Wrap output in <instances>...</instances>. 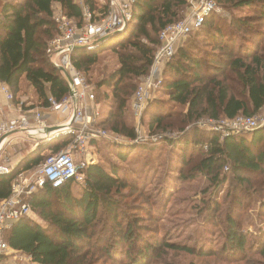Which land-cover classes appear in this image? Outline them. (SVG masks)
I'll use <instances>...</instances> for the list:
<instances>
[{"label":"trees","instance_id":"trees-1","mask_svg":"<svg viewBox=\"0 0 264 264\" xmlns=\"http://www.w3.org/2000/svg\"><path fill=\"white\" fill-rule=\"evenodd\" d=\"M216 1L234 11L232 26L226 28L227 23L220 18L207 17L202 28L188 36L189 40L178 47L167 65L166 77L157 92L168 98L156 95L146 107V114L150 115L149 134L162 138L159 143L169 146L170 154L180 153L173 172L182 180L209 177L215 187L214 199L227 182L226 168L239 183L237 189L242 184H249V175L264 172V126L223 136L206 131L207 144L196 146L202 153L196 163H190L184 155L189 147L188 139L169 136L170 132L183 131L202 118L221 120L253 116L264 108V53H260L259 48L245 47L243 42L238 49L236 46L245 39L239 37L237 31L253 30L249 24L253 14L246 15L247 12L264 16V0ZM100 2H4L0 11V81L14 94L16 104L27 98L24 85L33 89L36 104L43 107L50 105V97L62 101L69 95L70 80L55 67L54 59L48 53L50 41L59 34L55 5H59L69 19L82 25L86 11L92 14L93 20L108 14L110 0ZM185 5V0H136L133 18L124 31L112 34L94 48L82 47L74 51V66L88 77L89 83L93 82L96 102L98 93L106 90L103 96L109 102L110 110L99 120V126L130 141L137 139L136 128L129 123L125 113L143 77L154 64L161 31L181 20ZM236 12L246 14L238 16ZM109 49L113 50L114 59L105 62L102 55ZM176 106L185 108L186 112L175 110ZM71 140V136H62L41 145L14 172L0 176V200L12 195L13 181L20 173L34 170L46 161V150L58 152ZM99 143L96 141L93 145ZM135 143L118 145L110 142L113 157L108 156L105 162L82 169L83 182L72 179L58 188L45 182L28 198L38 220L29 215L20 218L5 231V240L37 264H92L103 253L112 255L118 244L108 243L106 231L119 237V244L129 241L128 246L134 247L135 228L143 227L134 216H140V219L145 216L152 219L153 216L150 208L136 203L133 198L136 194L142 196L144 189L141 188L155 173V158L160 152L165 154L167 151L161 144ZM184 167H188L187 170ZM122 216H127L129 221H121L119 217ZM104 217L111 218L108 221L119 226V232L114 233ZM225 235L218 253L239 256L248 250H256L264 259V236L249 245L248 236L232 219ZM114 237L110 236L109 240H115ZM199 243L165 242V246L187 254L199 252L202 256H212L217 253L205 247L204 242L198 246ZM152 251L149 246L136 253L129 251V264L150 263Z\"/></svg>","mask_w":264,"mask_h":264},{"label":"rangeland","instance_id":"rangeland-1","mask_svg":"<svg viewBox=\"0 0 264 264\" xmlns=\"http://www.w3.org/2000/svg\"><path fill=\"white\" fill-rule=\"evenodd\" d=\"M5 1L6 0H0V11ZM100 1L102 4L106 2V0ZM185 1L186 5L181 10V20L212 1L213 6L207 12L206 18L214 16L215 18H220L224 23H227L226 28L230 25L232 26L231 17L234 11L219 4L216 0ZM117 2L119 4H117V6L120 7L122 0H117ZM59 7V5H55V12L58 11ZM236 14L238 16H244L246 13L236 12ZM248 14H253V17H251L252 20L249 21V24L253 26V30L237 31L239 37L245 38L237 42V49L243 42L245 47L254 50L259 48V52L264 53V16L261 15L262 13L256 12H247L246 15ZM120 32L121 31L117 33ZM188 40L189 37L182 38L179 44L183 45ZM202 45L205 47V44ZM102 56L105 57V62H108L110 59H114V52L112 49H109L104 52ZM167 65L168 64L163 65L162 67L161 78L163 80L166 77ZM85 78L89 82L88 77L85 76ZM96 78L97 74H95L94 80ZM92 83H90L91 86ZM24 90L27 98L23 100L32 97L33 92L30 93L32 89L26 88V85H24ZM157 90L151 98L156 97V95L163 99L168 98L163 93H158ZM105 92V89L100 91L98 93L99 98H97V105L102 114L100 120L103 119L110 110L109 102L104 99L103 96ZM133 104L132 97L129 110L126 111L125 115L129 123L136 128L137 139L130 141V139L122 135H118V139H113L111 138L112 136L110 138H104L100 140L97 146L94 145L93 149L91 148V156L89 157H92L94 160L93 163H103L106 157H113L112 148L108 145L110 142H115L118 145H135V142H138V144L153 143L155 145L161 144L163 148L165 147L167 150L165 154L160 152L155 158V166L153 169L155 173L150 181H147L141 188L144 189L142 196L136 194L135 198H133L136 203L146 205L147 207L145 208H150L152 211L151 216L153 217L149 219L145 216V218L140 219V216H134L138 218L137 220L140 222H138V224H143L142 228H135V232L137 233L134 247L128 246L129 241H127L126 244L124 243V245L119 244V237H114L111 231H106L107 239L110 241L108 243L112 244L113 242V244H118V246L117 248L114 247L115 250L111 253L112 255L103 253L104 255L94 259L92 264H129L130 252L136 253L140 248L144 249L148 246L153 248L149 256L151 260L148 264H264V259L256 250H248L246 254L239 256L217 252L226 236L225 234L230 219L238 224L240 230L246 233L250 240L249 245L255 243L256 239L259 240L264 236V172L261 174L249 175V184H242L243 186L237 189L236 185H239V183L235 182L234 176L231 175L229 169L226 168L228 174L227 182L218 190L216 199H214L215 194L213 192L215 187L211 185L209 177H199L195 180H182L179 178L178 173L173 172L174 164L180 160V153L177 154L175 152L174 154H170V152H168L170 147L165 146L163 143H159L163 140L162 138L149 134L147 122L150 115L146 114L147 104L142 111H136ZM175 110H184L183 112H186L185 108L179 106H176ZM253 116L257 118L260 126H264V108L261 112ZM225 121L226 119L216 120L213 118H202L197 120L195 124L188 125L183 131L174 130L170 132L171 134L169 136L188 139L187 141L190 143L184 155H187V160H189L190 163H196L201 158L200 156L202 154L200 150L196 149V146L207 144L206 131H215L223 136L229 129V127L223 123ZM107 130L112 133L111 130ZM16 150H19V148L15 146L12 147V152ZM46 152L48 155L51 153L50 150H46ZM22 153L24 155V152ZM123 166L126 165L124 164ZM187 168L188 167H184V170H187ZM35 170L36 169L31 171L34 172ZM251 183L254 184V187L251 186ZM29 216L38 220L33 211ZM104 218L108 224H111L109 226L114 233L119 232L120 227L115 223L109 222L111 218ZM119 219L124 222L129 221L127 216L119 217ZM103 227L102 225L101 229ZM110 236L112 238L114 237L115 240H109ZM199 241L200 243L198 246L202 241L205 247L211 248V251L217 253L212 256H202L199 252H196V254H187L184 251H177L176 249L165 246V242L193 244ZM128 247L129 250L127 249ZM1 263L33 264L27 257H19L17 259L14 257L6 258Z\"/></svg>","mask_w":264,"mask_h":264},{"label":"built area","instance_id":"built-area-1","mask_svg":"<svg viewBox=\"0 0 264 264\" xmlns=\"http://www.w3.org/2000/svg\"><path fill=\"white\" fill-rule=\"evenodd\" d=\"M135 1L122 0L119 7L117 0H110L108 14L98 20H93L92 14L86 11V19L82 25L69 19L61 8L56 12L59 34L50 41L48 53L54 59L55 67L71 77L70 93L62 101L50 97V105L45 109L63 118V124L58 125L56 122V124L49 125L41 107L26 110L23 104H15L14 94L5 83L0 81V93L9 103L5 108L0 105V118L4 116L3 112L6 108L9 109V112L18 114V116H9L8 119L0 120V176L15 171L8 164L5 152L8 137L14 132L24 131L29 136L41 135L36 142L35 150L62 136L72 137L66 148L58 152L50 150L51 153L46 161L34 172L20 173L13 181L12 195L0 200V264L6 258L13 257L15 259L27 257L33 264H37L29 256L13 249L4 238L6 230L12 228L17 220L32 212L27 197L42 187L45 182H50L55 188H58L72 179L83 181L84 176L81 170L94 162L92 157H89L91 156L90 150L94 147L93 142L111 136L113 139L119 138L118 135L99 126L101 112L96 102L95 91L85 76L74 66L73 53L79 47L94 48L110 34L124 31L128 22L133 18ZM212 6L213 2L211 1L161 31L160 45L155 53L154 64L150 72L143 77L133 97L136 111H142L152 99L154 92L162 86L163 65L168 64L172 59L182 38H186L202 28L207 12ZM31 113L33 118L30 116ZM223 123L229 127L228 132H225L224 135L253 131L263 127L254 116L240 115L233 119H226ZM50 128L52 131H49Z\"/></svg>","mask_w":264,"mask_h":264},{"label":"crops","instance_id":"crops-1","mask_svg":"<svg viewBox=\"0 0 264 264\" xmlns=\"http://www.w3.org/2000/svg\"><path fill=\"white\" fill-rule=\"evenodd\" d=\"M30 89H32V88H30ZM31 92H33L32 97L28 98L25 101H22V103H21V104H23V107L26 110L31 109L33 107H41V109H43V112L46 116V119H47L49 125L56 124V122L58 125H61L64 123L63 118H61L60 116H56V114L49 112L47 109H45V107L37 105L36 104V95L34 94L33 89L30 90V93ZM8 104L9 103L7 102L5 96L2 93H0V105L5 108V107H8ZM3 115L4 116L2 118H0V120L8 119L9 116H11V117L18 116V114H16L15 112H9V109H7V108L4 109ZM30 116H31V118H33L32 113ZM50 129H52V128H50ZM39 136L41 137V135L29 136L24 131H16L8 137L6 147H5V152L7 153L6 155L8 158V164L10 165L12 170H16V168L23 162V160L25 158H27L34 151L38 150V149L37 150H35V149H36V142L40 139ZM14 146L18 147L19 150L12 152V147H14ZM16 152H18V153H16ZM22 152H24V155Z\"/></svg>","mask_w":264,"mask_h":264},{"label":"water","instance_id":"water-1","mask_svg":"<svg viewBox=\"0 0 264 264\" xmlns=\"http://www.w3.org/2000/svg\"><path fill=\"white\" fill-rule=\"evenodd\" d=\"M111 35H112V34H110V36H111ZM110 36H109V37H110ZM106 39H107V38H105V39L101 40V42H102V41H104V40H106ZM79 48H82V47H79ZM79 48H77V49H79ZM67 77H68V78H69V80L71 81V77H70L68 74H67ZM49 131H52V129H50Z\"/></svg>","mask_w":264,"mask_h":264}]
</instances>
